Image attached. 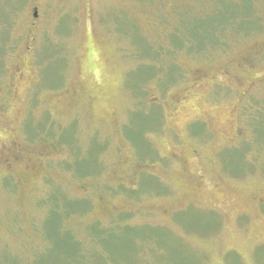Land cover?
<instances>
[{
    "label": "rangeland",
    "instance_id": "obj_1",
    "mask_svg": "<svg viewBox=\"0 0 264 264\" xmlns=\"http://www.w3.org/2000/svg\"><path fill=\"white\" fill-rule=\"evenodd\" d=\"M220 1L0 0V264H264V0L172 45Z\"/></svg>",
    "mask_w": 264,
    "mask_h": 264
},
{
    "label": "trees",
    "instance_id": "obj_2",
    "mask_svg": "<svg viewBox=\"0 0 264 264\" xmlns=\"http://www.w3.org/2000/svg\"><path fill=\"white\" fill-rule=\"evenodd\" d=\"M225 1H227V3L220 1V5L223 4L222 5L223 12H224L223 14L220 12V9H219L220 5H219V8H217L218 6L217 4L214 9L216 13L220 15V17L217 20L212 21L211 17L204 15L206 17L202 16L204 17L202 19L197 18V19H194L193 21L188 20L185 22V23L187 22L196 23L199 20L200 22L211 21L210 25L207 27V30L210 33L209 37L207 36L208 33H206L205 26L203 27L201 25L198 27L200 31L205 32V35L202 37L205 41L201 45H196V43H194V40L192 38H189L186 36H181L177 40L176 44H172V42L171 44L174 45L175 47L185 46L193 50L195 47L201 48L205 46L206 44H216L218 41H220L225 31L234 32V33L249 32L250 31L249 29L254 27V24H255L254 23L255 21L247 20L248 16L253 15L251 2L244 4V6L242 7L244 8V10L233 13L232 10L234 7H236V5L232 4L231 0H225ZM150 52L151 50L149 49L147 55H149ZM58 208H59V204H58V200H56V202L54 201V206L50 209L49 216L46 219L47 221L51 219L50 221L51 226L49 228V231L44 233L43 236L46 240L55 241L59 238L58 233L62 234L63 237L61 239L66 244V247L64 248V252L60 251L61 254H64L65 256L69 257V259L74 258V260H71L72 263H74V261L80 262L79 258L85 255L80 245V241L76 239L70 231L64 230V227L62 224L63 220L67 217L68 214H70L71 211L70 210L67 211L64 207H62V209L60 208L58 209ZM45 228H46V224H45ZM88 233H89V236L92 238V241L96 242L99 246L103 247L104 243L108 241H112V242L128 241V240L130 241L136 236L137 232H136V229H133L130 226H124L122 230L119 231L118 233H113V232L111 233L108 231L107 228L94 224L91 226V228L88 229Z\"/></svg>",
    "mask_w": 264,
    "mask_h": 264
},
{
    "label": "flooded vegetation",
    "instance_id": "obj_3",
    "mask_svg": "<svg viewBox=\"0 0 264 264\" xmlns=\"http://www.w3.org/2000/svg\"><path fill=\"white\" fill-rule=\"evenodd\" d=\"M36 15V14H35ZM37 16V15H36Z\"/></svg>",
    "mask_w": 264,
    "mask_h": 264
}]
</instances>
